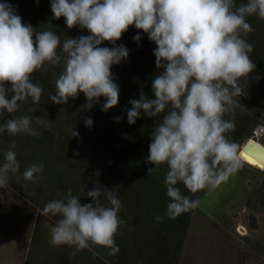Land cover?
<instances>
[{"label":"clouds","instance_id":"clouds-1","mask_svg":"<svg viewBox=\"0 0 264 264\" xmlns=\"http://www.w3.org/2000/svg\"><path fill=\"white\" fill-rule=\"evenodd\" d=\"M50 8L54 19L63 17L68 28L79 26L89 35L61 42L54 31L37 32L22 23L12 5L0 3V110L14 113L18 102L29 97L39 102L43 88L32 82L31 75L46 63L60 64L58 48L64 54V68L49 100L63 105L83 93L86 110L100 97L106 100L102 111L115 107L119 86L111 68L126 60L129 50L124 45H100L105 41L116 45L134 25L156 45L155 67L162 71L152 80L153 99L141 90L138 100L129 101L127 122L135 124L141 113L150 118L165 113L151 132L147 162L168 166V217L175 219L201 203L182 195L178 182L193 194L213 190L242 167L241 146L225 135L235 131V123L224 117L236 104L235 97L242 95L239 81L255 69L250 58L253 46L244 38L253 31L246 17L264 19V0H246L239 6L236 0H50ZM140 39L139 34L133 36L134 41ZM120 119L113 117L116 122ZM84 123L91 127L93 120L87 117ZM31 124L30 116L7 119L0 133L39 136ZM71 136L79 133L73 130ZM19 171L15 152L8 150L0 165V188L7 185L10 172ZM42 171V164H31L22 175L32 181ZM87 196L92 202L81 204L69 189L63 199L44 206V215L60 217L50 228V243L74 246L76 252L100 246L115 255L119 247L114 238L124 223L118 216L121 201L98 182Z\"/></svg>","mask_w":264,"mask_h":264},{"label":"rangeland","instance_id":"rangeland-1","mask_svg":"<svg viewBox=\"0 0 264 264\" xmlns=\"http://www.w3.org/2000/svg\"><path fill=\"white\" fill-rule=\"evenodd\" d=\"M4 2L14 4L16 13L21 11L31 26L39 24L42 31H54L61 42L89 35L79 26L68 28L63 17L54 19L50 0L43 3L40 14L35 10L26 12L28 5L21 8L17 0H0ZM255 24L261 26L258 20ZM137 34L141 36L138 42L133 40ZM119 45H124L129 55L111 68L119 86V101L106 112L102 111L104 97L90 110L84 106L87 100L83 93L63 105L49 100L56 91L55 80L64 68V54L59 48L60 64L46 63L32 73V82L43 88L39 102L33 103L29 97L18 102L14 113L0 110V125L7 119L30 116L31 127L40 133L37 137L0 133V165L8 150L15 152L20 164V171L10 172L7 185L0 188V264H73L72 247L50 243V228L55 226L59 215L43 214L49 201L63 199L69 189L80 198L81 204L92 202L87 192L97 182L112 189L124 204L143 202L144 188L154 186L167 196L163 179L166 168L162 167L165 163L147 162L149 144L141 138L145 129L151 135L162 114L150 118L141 113L132 125L126 115L131 108L129 101L138 100L141 90L146 98H154L152 80L162 71L155 67L156 45L134 25L116 45L105 41L100 46ZM248 99L242 95L235 97L236 104L225 115L244 130L238 142L241 148L250 139L264 146V135L255 137L253 132L257 126H264V107L256 101L258 98L254 103ZM117 116L121 117L118 122L113 120ZM87 117L93 120L91 127L85 126ZM73 130L79 133L78 137L71 136ZM31 164H42L43 171L27 181L22 173ZM97 171L99 176L94 175ZM100 199L103 202V196ZM198 199L201 203L193 211L192 233L183 241L186 259L181 264H264V169L242 161V167L227 181L213 190L204 189ZM252 221L256 228L252 227ZM136 253L129 264L144 261V252Z\"/></svg>","mask_w":264,"mask_h":264},{"label":"crops","instance_id":"crops-1","mask_svg":"<svg viewBox=\"0 0 264 264\" xmlns=\"http://www.w3.org/2000/svg\"><path fill=\"white\" fill-rule=\"evenodd\" d=\"M143 196V202L121 203L118 216L124 223L114 238L118 253L109 255L110 249L100 246L76 252L73 246V264H129L138 251L144 252L142 264H181L186 259L183 241L192 233L194 210L170 219V198L159 187L144 188Z\"/></svg>","mask_w":264,"mask_h":264},{"label":"trees","instance_id":"trees-1","mask_svg":"<svg viewBox=\"0 0 264 264\" xmlns=\"http://www.w3.org/2000/svg\"><path fill=\"white\" fill-rule=\"evenodd\" d=\"M25 1H26V3H25ZM45 1L46 0H17V4L19 6H21V8H25V5H28L27 8L25 9L26 12L28 10H35L40 14V10L43 9V3ZM241 3H246V0L236 1L237 6H239ZM9 4L14 7V4H12V3H9ZM18 15L21 17L22 23L31 25V23L26 20L27 17L23 16L21 14V11L18 13ZM256 17H258V16L251 15V16L246 17V22L251 25L253 31L248 33L244 37L253 46L254 50L250 54V58H251L252 62L255 64V69L252 72H250L246 77H243L239 81V84L243 90L242 96H246L247 98H249L248 100L251 102H253L255 98H258L256 101H258L264 107V64H263L264 63V19H260L259 17L258 18H256ZM257 20H258L259 24L261 25L260 27L255 24L257 22ZM32 27L37 32L42 31L39 24L38 25L34 24V26H32ZM256 32L258 33V35H256ZM242 35H244V34H242ZM254 55H256V56H254ZM166 111L167 110H165V112ZM161 114H162V116L165 115V113H161ZM224 118L226 120L231 119L227 115H225ZM243 132H244L243 128H240V127L238 128L235 125V131H230V132L226 133L225 135L227 136V138L230 141L238 143L240 141V138L243 135ZM150 136L151 135L149 134V132L148 131L146 132V129H145V131H143L141 138H143L144 142H147L148 144H150L151 143ZM162 167H163V169L166 168L163 170L164 171L163 179L166 180V175L168 172V166L165 163V165H163ZM176 187L180 188L182 195L189 196L192 199L199 198V196L203 192V190H201V191H197L195 194L190 193L184 187V185L180 182L177 183ZM252 227L256 228L255 221H252Z\"/></svg>","mask_w":264,"mask_h":264},{"label":"bare ground","instance_id":"bare-ground-1","mask_svg":"<svg viewBox=\"0 0 264 264\" xmlns=\"http://www.w3.org/2000/svg\"><path fill=\"white\" fill-rule=\"evenodd\" d=\"M251 140L254 141L255 144H258V146H263L258 141H255L253 139H251ZM246 143L242 146V148L240 150L241 151V160L244 161L245 163L251 165V166L257 167L259 169H264V161H261L258 157H256L253 154H251V152H247L246 150L243 149L244 146L246 145ZM254 147L255 146H252L251 151L262 155L263 152H261L257 147L256 148H254Z\"/></svg>","mask_w":264,"mask_h":264},{"label":"water","instance_id":"water-1","mask_svg":"<svg viewBox=\"0 0 264 264\" xmlns=\"http://www.w3.org/2000/svg\"><path fill=\"white\" fill-rule=\"evenodd\" d=\"M253 143H254V141H252L251 139L248 140V142L246 143V145L244 146L243 149L246 150L247 152H251V154H253L254 156L258 157L261 161H264V147L263 146H258V144H255V143L253 144ZM252 146H255L254 148L257 147L261 152H263L262 155L257 154L255 152H252L251 151Z\"/></svg>","mask_w":264,"mask_h":264},{"label":"built area","instance_id":"built-area-1","mask_svg":"<svg viewBox=\"0 0 264 264\" xmlns=\"http://www.w3.org/2000/svg\"><path fill=\"white\" fill-rule=\"evenodd\" d=\"M253 132L255 137L259 135H264V126H257Z\"/></svg>","mask_w":264,"mask_h":264}]
</instances>
